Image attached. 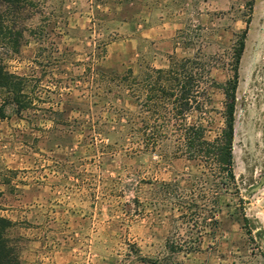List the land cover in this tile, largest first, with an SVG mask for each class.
Listing matches in <instances>:
<instances>
[{
  "label": "rangeland",
  "instance_id": "rangeland-1",
  "mask_svg": "<svg viewBox=\"0 0 264 264\" xmlns=\"http://www.w3.org/2000/svg\"><path fill=\"white\" fill-rule=\"evenodd\" d=\"M250 2L233 153L252 224L226 196L218 224L186 225L161 185L189 193L201 177L196 164L128 158L119 148L104 155L91 133L111 113L136 110L125 93H110L114 77L130 70L139 76L200 54L225 83L223 62L247 27ZM8 25L19 46L2 43L0 63L25 79L33 103L18 114L0 91V217L13 223L8 238L22 264H264V0H35ZM224 102L213 92L204 122L211 139ZM207 210H217L212 193Z\"/></svg>",
  "mask_w": 264,
  "mask_h": 264
},
{
  "label": "trees",
  "instance_id": "trees-1",
  "mask_svg": "<svg viewBox=\"0 0 264 264\" xmlns=\"http://www.w3.org/2000/svg\"><path fill=\"white\" fill-rule=\"evenodd\" d=\"M34 1L0 0V45L7 43L13 49L19 46V40L12 38L15 28L8 23L14 14H22L32 7ZM248 6L247 27L237 36V46L231 57L223 62L229 74L225 83L220 84L213 78V66L200 54L185 59L171 57L166 68L147 67L139 76L130 70L123 77H114L115 89H110V93L115 90L125 93L134 102L136 110L111 113L106 127L94 129L91 133V141L95 146L100 141L104 155L114 157L116 148H119L128 158L150 154L162 161L186 159L196 164L201 177L197 187L189 193L178 187L170 194L168 190L173 185H161L164 193H169L171 199L177 202L182 212L179 220L186 225H197L200 219L204 222L213 220L218 224L216 214L222 213V200L226 196L235 197L242 205L240 216L245 227L250 228L252 224L244 207L246 202L239 193L233 153L239 72L254 2ZM17 36L21 37L23 33ZM25 83V79L10 73L0 63V91L9 96L7 99L16 106L18 114L29 110L33 104L26 94ZM215 91L222 92L225 102L224 110L219 114L222 129L211 139V131L204 122L209 121V113L214 112L210 107ZM210 193L217 207L212 214L207 210ZM12 227L10 220L0 217V264H22L8 238ZM258 235H264V230ZM183 249L184 246L169 248L172 253L183 252ZM190 249H194L193 246ZM146 263L162 264L159 260H147Z\"/></svg>",
  "mask_w": 264,
  "mask_h": 264
},
{
  "label": "water",
  "instance_id": "water-1",
  "mask_svg": "<svg viewBox=\"0 0 264 264\" xmlns=\"http://www.w3.org/2000/svg\"><path fill=\"white\" fill-rule=\"evenodd\" d=\"M262 238H263V243H264V235H263V237H262Z\"/></svg>",
  "mask_w": 264,
  "mask_h": 264
}]
</instances>
